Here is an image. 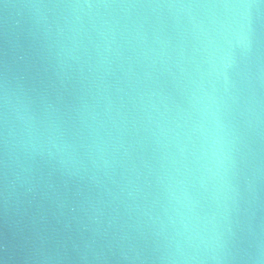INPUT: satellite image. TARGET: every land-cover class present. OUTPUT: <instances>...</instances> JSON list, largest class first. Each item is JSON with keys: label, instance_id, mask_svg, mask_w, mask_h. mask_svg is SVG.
Listing matches in <instances>:
<instances>
[{"label": "water", "instance_id": "obj_1", "mask_svg": "<svg viewBox=\"0 0 264 264\" xmlns=\"http://www.w3.org/2000/svg\"><path fill=\"white\" fill-rule=\"evenodd\" d=\"M0 264H264V0H0Z\"/></svg>", "mask_w": 264, "mask_h": 264}]
</instances>
